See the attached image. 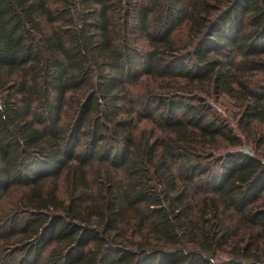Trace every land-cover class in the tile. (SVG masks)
I'll return each instance as SVG.
<instances>
[{"label":"trees","instance_id":"trees-1","mask_svg":"<svg viewBox=\"0 0 264 264\" xmlns=\"http://www.w3.org/2000/svg\"><path fill=\"white\" fill-rule=\"evenodd\" d=\"M261 127L264 0H0V264H264Z\"/></svg>","mask_w":264,"mask_h":264},{"label":"rangeland","instance_id":"rangeland-1","mask_svg":"<svg viewBox=\"0 0 264 264\" xmlns=\"http://www.w3.org/2000/svg\"><path fill=\"white\" fill-rule=\"evenodd\" d=\"M217 107L225 115V117L231 121L233 126H235L236 129L241 131L240 128V124H241L240 119L242 115L241 110L238 107H236L234 103L227 97H221L220 102L217 103ZM251 133L253 136V129ZM256 133H257L256 137H259L260 135L264 134V127L258 128ZM245 147L250 148L248 145H245Z\"/></svg>","mask_w":264,"mask_h":264},{"label":"water","instance_id":"water-1","mask_svg":"<svg viewBox=\"0 0 264 264\" xmlns=\"http://www.w3.org/2000/svg\"><path fill=\"white\" fill-rule=\"evenodd\" d=\"M244 151L246 152V153H248L249 155H251L253 152H252V150L250 149V148H248V147H245L244 148Z\"/></svg>","mask_w":264,"mask_h":264}]
</instances>
